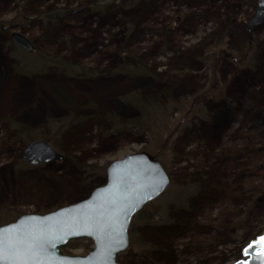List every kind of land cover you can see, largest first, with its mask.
Here are the masks:
<instances>
[{
	"label": "rangeland",
	"instance_id": "obj_1",
	"mask_svg": "<svg viewBox=\"0 0 264 264\" xmlns=\"http://www.w3.org/2000/svg\"><path fill=\"white\" fill-rule=\"evenodd\" d=\"M256 4L0 0V225L88 197L106 183L113 160L147 150L173 178L144 206L147 223L134 216L119 263L247 259L246 246L264 235V21L247 27ZM13 33L36 51L17 45ZM137 62L151 73L118 70ZM162 87L180 112L146 113L141 128L125 127L140 116L131 98ZM15 121L36 138L21 140ZM38 138L62 158L26 163L24 149ZM186 188L193 194L189 217L162 238L157 227L168 228L169 206ZM93 248L78 238L62 252ZM145 250L151 253L143 256Z\"/></svg>",
	"mask_w": 264,
	"mask_h": 264
},
{
	"label": "water",
	"instance_id": "obj_2",
	"mask_svg": "<svg viewBox=\"0 0 264 264\" xmlns=\"http://www.w3.org/2000/svg\"><path fill=\"white\" fill-rule=\"evenodd\" d=\"M263 21L264 0H257L248 30ZM12 38L34 50L24 35L13 33ZM22 157L30 165H40L62 155L46 138H38L25 147ZM106 178L88 197L47 213H24L0 225V232L10 233L22 255L34 256V264H120L118 255L130 245L134 216L166 191L173 176L162 160L142 150L113 160ZM261 237L246 246L247 259L233 264H264V246L256 243ZM78 238L90 239L94 248L86 255L62 252Z\"/></svg>",
	"mask_w": 264,
	"mask_h": 264
},
{
	"label": "trees",
	"instance_id": "obj_3",
	"mask_svg": "<svg viewBox=\"0 0 264 264\" xmlns=\"http://www.w3.org/2000/svg\"><path fill=\"white\" fill-rule=\"evenodd\" d=\"M50 15L51 14H49L48 16H50ZM50 17H52V15ZM129 66H130L129 69H128V67L122 66V68L120 67V69H118V70L121 72L131 70V72H133L135 74L136 73L137 74L138 73H151L150 68L148 66H145L142 62H137V63H134V64L129 65ZM78 67H80L81 72L84 75H87L86 73L89 70V68H87L83 65L78 66ZM171 95H172L171 92L168 91V89L166 87H162L159 91H157L155 94L150 95L149 97L145 96V98H144L141 95L133 96L131 98V101L136 104L137 108L140 111V116L130 120L125 125V127H127L128 129L132 128V127L141 128L142 126L139 123H142L144 125L145 122H144L143 118H145L147 121L146 115L147 114L149 115V113L150 114L152 113L153 115H155V112L162 111V110H168L170 108H171V113L173 115L180 112L181 108L177 107L176 103H173L174 101H173V98ZM172 104H174V105H172ZM152 114H151V116H152ZM186 123H187V120L184 121L181 126L185 125ZM11 127L14 130H16L18 137L21 140H25V142H29L32 139L36 138V136L32 134V129L25 123H20V122L15 121L11 124ZM155 156L159 157L158 154H155ZM190 193H194V189L191 190ZM179 194H180L179 195V202L176 203L175 206H172V207L169 206V210L171 211V213L173 212V214H172V217L165 222V224L167 225L168 228H166V226L165 227H157L156 226L158 229H162V235H163L162 238H166L167 240H168L169 234L170 235L172 234V232H170V231L176 230L180 226H182L184 224V220H186L189 217V214L191 212L190 210H188V208H189V205L192 204V202H191L192 200L190 199V197L193 194L188 196L189 195V189L188 188H186L185 190H181L179 192ZM186 198H187V200H185ZM144 212H145V209L143 208L137 214V216H138L137 219H139L140 221H143L144 223H147L149 221L148 219L150 218V216L148 218H145ZM142 217H144V219ZM163 229H165V231H163ZM176 232H178V231H176ZM149 253H151V251L145 250V251H143L142 255L148 256Z\"/></svg>",
	"mask_w": 264,
	"mask_h": 264
},
{
	"label": "snow or ice",
	"instance_id": "obj_4",
	"mask_svg": "<svg viewBox=\"0 0 264 264\" xmlns=\"http://www.w3.org/2000/svg\"><path fill=\"white\" fill-rule=\"evenodd\" d=\"M256 243L264 246V237ZM0 264H34V256L22 255L10 233L0 232Z\"/></svg>",
	"mask_w": 264,
	"mask_h": 264
},
{
	"label": "flooded vegetation",
	"instance_id": "obj_5",
	"mask_svg": "<svg viewBox=\"0 0 264 264\" xmlns=\"http://www.w3.org/2000/svg\"><path fill=\"white\" fill-rule=\"evenodd\" d=\"M20 46V45H19ZM34 46V52L36 51V46L35 45H33ZM23 48V47H22ZM25 48V47H24ZM26 50V49H25Z\"/></svg>",
	"mask_w": 264,
	"mask_h": 264
}]
</instances>
